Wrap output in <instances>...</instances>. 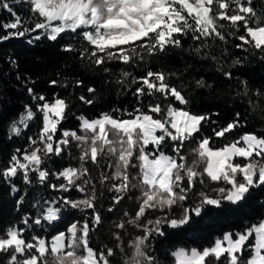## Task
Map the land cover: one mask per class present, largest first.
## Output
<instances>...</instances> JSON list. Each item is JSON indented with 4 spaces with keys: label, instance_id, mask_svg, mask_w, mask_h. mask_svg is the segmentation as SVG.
<instances>
[{
    "label": "snow or ice",
    "instance_id": "6c2138e0",
    "mask_svg": "<svg viewBox=\"0 0 264 264\" xmlns=\"http://www.w3.org/2000/svg\"><path fill=\"white\" fill-rule=\"evenodd\" d=\"M20 2L27 6L29 16L16 12L11 0H0V10H6L12 17L0 26L4 33L0 34V43L25 37H30L28 43L42 37L56 41L62 34L71 32L86 42L79 50V58L86 60L89 66L102 68L105 74L111 69L104 65L112 61L128 66L147 65L148 58L163 54L169 47H181L180 37L189 34L192 40L199 42L192 51L219 64L217 71L227 80L234 78L233 70L243 62L240 58L233 59L226 68L219 57L207 51L212 47L209 40L227 43V38L232 37L239 41L234 47L258 55L264 62V9L258 13L252 0ZM62 50L77 51L72 44L63 45ZM9 63L15 60L9 58ZM169 75L147 66L141 76L121 70L114 82L121 90L139 85L133 92L139 102L137 107L132 111L114 108L92 118L79 115L82 135L75 130L61 131L58 127L69 107L64 98L54 94L48 100L27 86L32 104H25L18 118L9 121L8 138L19 137L34 119H41L42 126L36 136L27 137V149L17 148L11 153L7 166L0 168V179L10 184L13 193H18L19 188L12 183V178L23 173L24 182L32 184L29 175L32 172L37 174L40 186L53 192L69 193L75 189L83 195L76 199L65 195L50 200L37 199L32 204L35 215H26L20 221L25 227L10 225L0 235V255L5 257L0 264H113L116 249L107 246L97 249L90 244L91 233L102 223L98 200L104 195L103 189L114 193L112 205L120 204L131 189L141 191L134 217L127 212L124 216L129 217L127 224L139 228L142 234L128 242L130 253L117 244L124 253L123 264H159L151 240L156 236L164 237L166 233L162 229L165 226L178 229L190 223L193 213L200 216L206 206L224 210L225 202L239 206L252 190L264 191V135L245 132L228 140L227 134L242 126L240 113L237 112L236 118L226 125H218L212 117L219 113L192 111L190 97L181 87L169 82ZM16 79L21 80V76L17 75ZM236 79L239 85L236 96L249 98V107L264 116V90L250 89L246 79ZM49 84L58 85L60 81L50 80ZM82 84V80L75 81L77 87ZM62 86L68 87V83ZM195 86L197 89L212 87L203 77L195 81ZM87 90L96 92L94 87ZM145 96L154 101L146 109L143 106ZM169 97L178 106L168 102ZM79 99L85 104L94 103L84 96ZM208 123L214 125L212 135H201ZM213 137L226 142L214 145ZM70 139L76 141L81 150L79 167L67 166L58 171L42 167L50 156H61ZM189 143L194 145L188 149L192 157L190 162L184 154ZM105 157L109 158L108 167L114 170L111 175L100 171L98 182L102 190L98 195L96 181L86 164L91 161L102 168L101 160ZM236 158H242L243 162ZM129 169H138V173L131 175ZM205 176L225 186L212 188L211 193L201 190L197 194L199 201L191 208L183 207L178 217L166 214L143 222L149 210L163 212L178 202L187 201L198 179L207 187ZM50 177L56 181L62 178L63 182H52ZM24 199L20 196L18 207ZM65 209L80 212L82 218L73 221L66 230L51 235L50 240L38 234L31 239L25 238L27 226L43 228L44 222L54 225ZM113 210V206L107 208L108 212ZM125 226L123 221L114 224L118 230ZM112 235L117 241L122 240L120 231ZM169 255L173 264H212L213 260L215 264L225 260L227 264H264V219L243 231L226 232L210 246L202 249L177 247Z\"/></svg>",
    "mask_w": 264,
    "mask_h": 264
},
{
    "label": "trees",
    "instance_id": "16d2710c",
    "mask_svg": "<svg viewBox=\"0 0 264 264\" xmlns=\"http://www.w3.org/2000/svg\"><path fill=\"white\" fill-rule=\"evenodd\" d=\"M11 2L16 12L24 17L29 16V11L24 3L20 0H11ZM252 5L258 13L264 9L263 0H252ZM11 20L12 17L6 10H0V26ZM0 34H4L2 27H0ZM29 39L30 37L12 38L0 43V168L7 166L9 157L15 149L28 148L27 137L36 136L42 126L41 119H34L19 137L8 138L9 121L18 118V114L24 111L25 104H32L27 93V86L33 87L36 93L43 94L48 100H51L54 94L64 98L69 107L66 118L58 127L61 131L64 129L75 130L82 135L80 122L77 119L79 115L92 118L114 108L132 111L137 107L139 102L133 92L135 87L139 85L121 90V87L114 81L121 70L132 72L135 76L144 75L146 66L155 71H162L166 75L177 73L175 76L169 75V82L181 87L187 93L191 100L189 107L192 111L198 113L218 112L219 115L212 117L218 125H226L227 122L234 120L236 113L239 112L242 126L228 133V140L236 139L245 132L264 135V116L259 110L253 111L249 107V98L236 96L239 87L236 78L246 79L250 89L264 90V62L259 60L258 55L253 56L234 47L239 41L232 37L227 38V43L218 39L209 40L208 43L212 47L207 50L212 55L219 57L226 68L233 59L240 58L242 60V66L233 70L234 78L232 80L225 79L217 71L220 65L211 58H205L192 51L199 42L192 40L191 34L180 37L182 40L181 47H169L163 54L148 58L147 65L138 62L139 66H128L116 61L109 62L104 65L111 69L108 74H105L102 68L89 66L86 60L79 58V50L86 45V42L78 35L66 32L56 41H49L42 37L32 43H28ZM65 44H72L77 51H63L62 46ZM9 58L15 60V63H9ZM17 75L21 76V80L16 79ZM201 77L212 87L197 89L195 81ZM77 79L83 81L82 86H75ZM50 80H58L60 84L50 85ZM65 82L68 83V87L62 86ZM89 87H94L96 92L89 93L87 90ZM156 95L163 101V97L159 93ZM80 96L92 99L94 103L85 104L79 99ZM150 102H154L151 97L145 96L143 98L145 109ZM168 102L178 106V103L171 97H169ZM213 127L214 125L211 123L206 124L201 135L211 136ZM57 136L59 137V132ZM225 142L222 138L213 137L212 139L214 145ZM193 146L192 143H189L184 149V154L188 156L189 162L192 157L189 155L188 149ZM80 151L77 142L70 139V143L64 147L62 155L59 157L50 156L45 160L42 167H47L50 171H58L67 166L79 167ZM108 163L109 158L105 157L101 160L102 168H97L91 161L86 164V167L91 171L92 178L96 181L98 195L102 190L98 182L100 171L103 170L106 174L111 175L114 170L108 167ZM129 172L131 175H136L138 169H129ZM29 175L32 184L24 182L23 173L12 178V183L19 188L18 193H13L10 184L0 179V235L10 225L25 227L20 224V221L26 215H35L36 209L32 207V204L37 199L50 200L54 196L61 195L69 196L72 199L82 198L83 194L75 189L69 193L53 192L37 183L36 173L30 172ZM50 180L56 183L63 182L62 178L60 181H56L54 177H50ZM205 180L207 187L201 185L198 179L194 190L189 193L187 201L178 202L171 209H165L163 212L149 210L143 222L146 223L148 219H155L157 216L166 214L178 217L182 213L183 207L191 208L199 201L197 194L201 190L211 193L212 188L225 186L223 182H211L206 176ZM103 192V197L98 200L102 223L91 233L90 244L97 249L103 246L116 249L113 264H123L124 253L121 252L120 248H117V244H121L124 250L130 253L131 249L128 247V242L135 236L142 234L139 228L127 224L129 217L124 216V213L127 212L130 217H134L139 203L137 198L141 196V191L138 188L131 189L118 205H112L111 198L114 193H109L106 189H103ZM20 196H24L25 199L18 207L17 200ZM109 206H113L112 212L107 211ZM223 209L218 210L206 206L205 209H202L200 216L193 213L190 223L185 226L178 229L165 226L162 230L166 235L164 237L156 236L151 240L152 250L159 260V264H173L169 253L177 247L202 249L212 245L215 239L222 237L226 232L243 231L247 226L264 219V191L254 189L245 201L240 202L239 206L224 203ZM81 218L80 212L65 209L62 212L60 222H56L54 225L44 222L43 228L27 226L25 238L31 239L33 235L38 234L49 240L51 235L56 234L57 231L66 230L73 221ZM122 221L125 222V228L122 230L115 229L114 224ZM114 231H120L121 241H117L113 237ZM3 259L5 257L0 255V260ZM212 264H215L214 260ZM222 264H227L226 260Z\"/></svg>",
    "mask_w": 264,
    "mask_h": 264
},
{
    "label": "rangeland",
    "instance_id": "374dc122",
    "mask_svg": "<svg viewBox=\"0 0 264 264\" xmlns=\"http://www.w3.org/2000/svg\"><path fill=\"white\" fill-rule=\"evenodd\" d=\"M238 161H241V162H243L242 161V158H236ZM225 203H227V202H225ZM53 206H55V205H53ZM211 207H213V206H211ZM61 216H62V214H61ZM61 216L58 218V220H57V222H60V219H61ZM45 223H47V222H45ZM56 223V222H55ZM48 224V223H47ZM223 236V235H222ZM218 238H222V237H218ZM51 239V238H50ZM49 239V240H50Z\"/></svg>",
    "mask_w": 264,
    "mask_h": 264
}]
</instances>
